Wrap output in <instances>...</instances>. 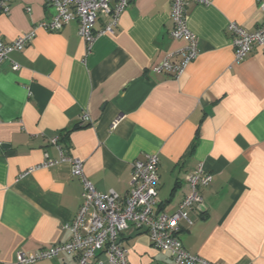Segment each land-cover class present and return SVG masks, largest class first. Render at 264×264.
Returning a JSON list of instances; mask_svg holds the SVG:
<instances>
[{
  "label": "crops",
  "instance_id": "1",
  "mask_svg": "<svg viewBox=\"0 0 264 264\" xmlns=\"http://www.w3.org/2000/svg\"><path fill=\"white\" fill-rule=\"evenodd\" d=\"M54 15L48 0H12L0 14L3 41ZM263 20L255 0L191 3L187 26L198 56L178 78L151 69L168 53L174 63L182 58L183 42L169 35L170 0H131L113 34L99 33L106 21L99 17L90 52L71 21L57 32L37 30L9 54L0 66V264L70 239L65 226L82 185L52 138L83 162L97 192L121 198L132 163L156 154L164 214L177 209L188 192L184 176L202 163L212 181L202 212L178 233L184 249L211 264H264V54L254 47L236 63L226 30L233 22L254 31ZM84 114L89 123L79 125ZM46 158L56 164L44 168ZM118 242L128 264L170 262L133 227ZM106 260L101 253L90 264ZM37 264H75V256Z\"/></svg>",
  "mask_w": 264,
  "mask_h": 264
},
{
  "label": "built area",
  "instance_id": "2",
  "mask_svg": "<svg viewBox=\"0 0 264 264\" xmlns=\"http://www.w3.org/2000/svg\"><path fill=\"white\" fill-rule=\"evenodd\" d=\"M12 0H0V14L9 12ZM264 8V0H255ZM55 9L50 20H42L28 33L17 36L5 43L0 32V66L9 60V54L20 52L34 40L37 30L57 32L71 21L78 24V36L87 52H90L97 37L94 26L99 17L106 19L100 34H113L120 15L131 0H48ZM204 0H170V18L173 24L170 37L183 42L180 62L171 58L175 53H168L164 59L151 69L155 73H168L178 78L198 56L197 38L187 26V9L191 3L201 4ZM29 11V9H27ZM226 30L231 34L233 57L236 63L244 60L254 47L264 54V20L254 31H247L236 23L230 22ZM12 69L18 65L11 63ZM89 123L84 114L79 118V125ZM117 122L112 124V128ZM58 138H52L50 144L56 145L61 160H68L72 166V176L78 178L82 185L81 202L78 211L65 230L70 239L64 243L36 250L26 255H16V264H37L50 260L61 254L74 255L75 264H90L98 254H104L106 263L128 264L127 251L120 245L121 233L133 227L145 232L153 247L170 256L169 264H211L196 255L189 254L178 238L181 228L192 225L193 218L202 212L203 195L211 181L212 174L207 172L202 163L195 170L184 176L188 192L171 214L158 212V165L156 154H145L131 165V180L128 193L121 198L115 192L99 193L83 172V162L68 155L58 146ZM1 147V144H0ZM56 163L45 159L44 168ZM197 214V215H196Z\"/></svg>",
  "mask_w": 264,
  "mask_h": 264
},
{
  "label": "trees",
  "instance_id": "3",
  "mask_svg": "<svg viewBox=\"0 0 264 264\" xmlns=\"http://www.w3.org/2000/svg\"><path fill=\"white\" fill-rule=\"evenodd\" d=\"M75 129V128H74Z\"/></svg>",
  "mask_w": 264,
  "mask_h": 264
}]
</instances>
